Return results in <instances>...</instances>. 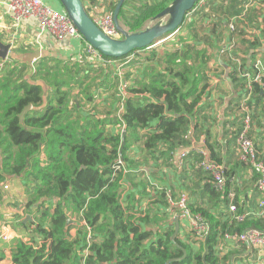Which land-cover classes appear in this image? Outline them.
I'll return each instance as SVG.
<instances>
[{
	"label": "trees",
	"instance_id": "16d2710c",
	"mask_svg": "<svg viewBox=\"0 0 264 264\" xmlns=\"http://www.w3.org/2000/svg\"><path fill=\"white\" fill-rule=\"evenodd\" d=\"M172 1L133 4L126 0L119 23L129 33L141 31ZM117 2L103 0L102 5L113 13ZM214 2L210 0L200 10L195 6L161 53L141 49L120 58L100 54L102 62L97 64L86 52L84 61L41 57L30 67L17 58L24 52L14 48L15 57L0 60V185L6 178H19L26 197L25 215L17 219V232L24 230L26 240L13 242L8 264H264V250L232 244L225 237L246 230L264 232V213L238 221L227 208V194L232 191L238 214L257 209V176L252 172L248 176V164L238 160L235 140L245 115L243 107H247L250 134L264 161L260 144L264 140V89L251 83V97L245 100L246 80L238 77L244 64L232 65L236 96L226 110L232 116L222 126L226 142L221 155V144L210 130L216 119L207 96L216 70L208 65L210 56L214 51L225 56L218 54L210 39L215 31ZM193 14L199 22L211 17L209 34L202 33L204 27L195 21L186 23ZM149 54L156 58L153 64ZM127 59L129 63H122ZM137 63H141L138 68ZM244 68L251 70V65ZM27 106L31 109L20 121ZM122 133L125 145L120 150ZM196 135L203 136L208 158L223 166L224 185L217 189L212 176L199 166L203 159L199 151L190 153L198 165L194 182L189 184L187 177L180 176L179 182L189 193V211L201 216L208 231L202 235L189 229L185 235L178 231L172 241L170 215L177 209L169 198L176 195L164 187L157 189L152 176L160 165L171 167L176 151L189 147ZM133 148L136 152L130 155ZM124 183L128 184L125 192ZM246 188L253 206L243 204L248 199ZM31 213L36 220L23 223ZM72 218L77 219L76 225ZM81 222L91 229L86 257L87 229ZM196 243L197 248L193 247ZM222 243L235 249L219 255ZM181 248L186 253L182 259ZM4 249L0 245V251Z\"/></svg>",
	"mask_w": 264,
	"mask_h": 264
},
{
	"label": "crops",
	"instance_id": "0c3cea01",
	"mask_svg": "<svg viewBox=\"0 0 264 264\" xmlns=\"http://www.w3.org/2000/svg\"><path fill=\"white\" fill-rule=\"evenodd\" d=\"M43 2L55 10H63L58 0H43ZM99 7L100 6L91 5L88 10L91 13L96 14ZM213 8L215 9L213 15L215 31L214 35L210 39L214 40L215 46L219 49L221 46L233 41V57L240 59L246 66L257 58L264 64V0H215ZM197 9L200 10V7ZM205 13L210 14V11L207 12V9H205ZM190 21H195L197 26H203L204 28L201 32L209 34L208 23L211 21V17L207 16L199 22L197 16L193 14L187 18L186 23ZM226 23L228 25L232 23L235 27L236 34L231 38L227 36L229 30ZM181 33L183 34V31ZM0 42L3 45H9L7 58L10 56L15 57L12 52L14 48H18L24 53L21 56H17V58L22 59L26 63L30 58L28 54L35 51H39L40 58L44 57L49 61L80 62L85 60L84 57L86 56L87 49V43L84 40L67 38L63 41H57L48 32L42 30L39 23L33 18L23 19L15 25L10 15L7 13L6 6L2 3V0H0ZM162 43L157 45H161ZM248 49L252 50L249 52ZM249 53H251L252 56H250ZM226 59L227 57L218 56L217 51H214L208 61V65L215 67L216 69L213 71L214 78L211 79L210 82V93L207 94V96L210 97L209 100L212 102L211 114L216 119L215 124H213L212 129L210 127V130H212L213 138L221 144V155L224 154V145L226 142V138L222 140V126L225 121L230 119L232 116V113L228 115L226 110L230 100L236 96L231 82V76L233 78L232 65H234V61H228V64ZM33 62L31 64L28 63V65L32 67ZM224 130H226V128H224ZM260 144L264 147V140L260 141ZM204 146L203 136L196 135L191 139V145L189 147L177 150L171 162L172 166L169 168L159 167V169L155 172L156 174L152 176V182L156 183V188L158 189L164 187L168 191H172V193L176 196L181 191H185L182 190L181 182H179V176L187 177V182L189 181V184L194 182V171L197 169V163L194 156L195 154L190 155V153H195L194 151L203 149ZM184 151H189V154L181 161L179 156ZM250 172L251 171L249 169L248 176L251 175ZM164 176L166 177V182L163 186H161L158 184L159 179ZM169 181L171 182V186H165ZM243 181H245V178H243ZM187 182L185 183L186 185H188ZM249 184L250 183L246 181V186L249 187ZM4 185L8 186L7 190H3L2 187ZM237 185L240 186L238 181ZM199 186H202V183H199ZM127 188L128 184L124 183V192ZM245 191L247 192L248 199L243 202L244 206H253L254 204L252 205L249 200L250 190L246 188ZM185 192L189 194L187 191ZM192 198H194V195H192ZM25 201L26 197L24 188L20 179L13 177L6 178V181L0 185L1 232H8L7 224L10 221V218L17 213V211L14 210L21 207ZM142 203H145V200ZM222 206L223 205L219 208H222L223 210L224 207ZM247 210L255 211L252 208H248ZM9 212H11V215H7ZM175 216V213H173L170 215V218L173 220ZM180 222L185 226V228L188 227L186 222L182 220H180ZM4 223L7 224L5 225ZM72 224L76 225V223ZM74 232L75 231L72 228L70 230V234L74 236ZM18 234L19 237L17 236L16 240L23 238L25 231L23 230L18 232ZM12 244L9 247H5L3 252L0 251V258L2 257L0 264H8L10 261V247Z\"/></svg>",
	"mask_w": 264,
	"mask_h": 264
},
{
	"label": "built area",
	"instance_id": "2783aa9c",
	"mask_svg": "<svg viewBox=\"0 0 264 264\" xmlns=\"http://www.w3.org/2000/svg\"><path fill=\"white\" fill-rule=\"evenodd\" d=\"M209 1L210 0H199V2L195 6L196 8H201ZM82 2L93 22L104 34L112 38L119 37L113 21V13L105 10L104 6L102 5L103 0H99V3L97 4L91 3L90 0H82ZM2 3L6 6L7 13L10 15L15 25H17L23 19L33 18L39 23L42 30L48 32L57 41H63L67 38L84 40L63 10H55L52 7L48 6L45 2H43V0H2ZM91 5L100 6L96 14L91 13L88 10ZM227 28L229 32L235 31V27L232 23L229 24ZM173 35H171L170 37H172ZM155 45L157 44H154V46ZM233 45L234 42L232 41L228 42L224 46H221L218 49V54H223L228 58H231L232 61H234V63L239 67L240 65H242V62L240 59L233 57ZM86 52L92 58L93 63L98 64L102 62L100 53L93 49L88 43ZM7 59L8 58L6 57L3 61H6ZM107 63L114 64L115 61L107 60ZM250 65L251 70L244 68L245 65H243V71H241L238 76L246 80V88L248 89V93L245 97V100H249L251 97V83H255L259 85L261 89H264V64L257 58L253 62H251ZM2 68L3 65L0 64V71L2 70ZM262 92L264 93L263 90ZM243 110L245 111L243 123L235 140L236 154L238 160L248 164L250 171L257 176L256 189L259 194V199L257 202V209L255 211L246 210L243 213L238 214L234 200L235 194L232 191L228 192V211L234 214L235 218L238 221H243L245 218L253 216L260 217L264 213V161L261 159V155H259V153L257 152L254 146L253 138L250 134L251 124L249 110L247 107H243ZM197 151H199L200 155L203 158L199 162V166L202 168V170L206 171L212 176L215 186L217 187V189L221 190L223 188L225 180L223 166L211 161L208 158V153L206 150L200 149ZM188 154L189 151L182 152L179 156V159L182 161L183 158L188 156ZM2 188L3 190H7L8 186L4 185ZM187 198L188 194L185 191H181L176 196V198H169V203L172 207H176L177 210L175 212V215L178 217V219L186 222L189 230H191L194 235H202L208 231V225L201 219V216L199 214H192L189 211L187 207ZM71 222L75 223L77 222V219L72 218ZM80 224H83L87 229L88 246L84 252V256L86 257L90 245L91 229L86 226L84 222H81ZM225 237L230 242L235 241L241 244L244 243L251 248L259 249L260 251L264 250V232L261 231L259 232L255 230H246L239 235H225ZM6 240L7 232L2 231L0 233V242Z\"/></svg>",
	"mask_w": 264,
	"mask_h": 264
},
{
	"label": "water",
	"instance_id": "95a60500",
	"mask_svg": "<svg viewBox=\"0 0 264 264\" xmlns=\"http://www.w3.org/2000/svg\"><path fill=\"white\" fill-rule=\"evenodd\" d=\"M58 1L84 41L101 55L110 58H120L134 50H148L153 48L154 44L165 42L171 35L177 33L187 14L199 2V0H173L167 7L152 18L155 22L153 25L147 26L141 31L129 33L120 25L118 20L120 9L126 0H118L113 11V21L119 37L112 38L104 34L96 26L89 16L82 0ZM8 50L9 45H3L0 42V60H4L7 57ZM28 56H30V58L27 60V63L31 64L33 61L40 58V53L39 51H35L29 53ZM30 109L31 107L27 106L22 111L19 116L20 121H22L24 114ZM124 136L125 133H122L120 150H122V147L125 145ZM27 220H29V217L24 219L23 223H26ZM173 223L174 232L171 235L172 241H174L179 230V219L177 216L173 218ZM68 224H70V221H67L66 225ZM181 250L183 253L182 259L185 257L186 253L183 248H181Z\"/></svg>",
	"mask_w": 264,
	"mask_h": 264
},
{
	"label": "rangeland",
	"instance_id": "374dc122",
	"mask_svg": "<svg viewBox=\"0 0 264 264\" xmlns=\"http://www.w3.org/2000/svg\"><path fill=\"white\" fill-rule=\"evenodd\" d=\"M140 1H142V0H133V4H138ZM154 23L155 22L151 19V21L148 23L147 26H151ZM182 31H183V35H185V30H182ZM180 39H182V38L180 37ZM171 43H172V41L167 40V41L163 42L161 45H155L153 48H156V49H152L151 48V50L150 49L149 50H146L145 53H148L150 51H151V53L152 52L161 53V52L164 51L163 48L171 45ZM148 59L150 60V63L151 64H153L156 61V58L155 57L154 58H151L150 57V54L148 56ZM122 63H129V60L127 59V60H125V62H122ZM140 65H141V63H137V68L140 67ZM130 67H135V64L134 65H130ZM39 84L41 86H44L42 83H39ZM126 90H127V88H126ZM104 97H106L108 99L110 96L107 97L105 95ZM85 110L86 111H89V110H92V109L91 108H85ZM134 150H135V148H133L130 151V155H132V154H134L136 152ZM160 167H164V166L163 165H160ZM165 168H169V167H165ZM165 182H166V177L164 176L163 178H160L159 179V183L158 184L161 185V186H163L165 184ZM167 185L168 186H171V182L169 181L168 184H166L165 186H167ZM14 211H17V213H15L10 218V221L8 222V224L6 223L7 224V231H8L7 232V240L6 241H3V242H0V245L3 246V247H9L17 239V236L19 237V234H18L17 230L20 229V226L17 225V219L18 218L19 219H22V217L25 215V213H24L25 211L22 209V206L19 207L18 209H15ZM7 215H11V212L7 213ZM28 217H29V220L30 221H32V220L35 221L36 220V215L34 213H31L29 216H26L25 219L28 218ZM188 229H189L188 227L185 228V226L182 224V228L180 229V227H179V230L178 231L182 235H185V234H188V231H187ZM0 233H1V231H0ZM23 239L26 240V237L23 238ZM230 243H232V242H230ZM232 244H234V243H232ZM193 247L197 248L198 247V244L197 243L196 244H193ZM230 249H235V248L232 245H230V244L222 243V245L220 246L221 253L219 255H222L225 251H228ZM239 264H241V263H239Z\"/></svg>",
	"mask_w": 264,
	"mask_h": 264
}]
</instances>
